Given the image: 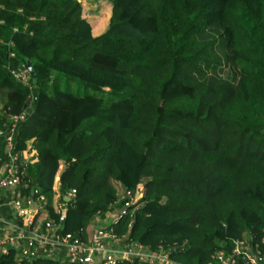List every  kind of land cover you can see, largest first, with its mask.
Listing matches in <instances>:
<instances>
[{"label": "trees", "instance_id": "1", "mask_svg": "<svg viewBox=\"0 0 264 264\" xmlns=\"http://www.w3.org/2000/svg\"><path fill=\"white\" fill-rule=\"evenodd\" d=\"M109 1L108 29L94 35L80 0H0V154L11 132L18 151H36L24 192L36 188L48 204L35 226L53 220L87 238L128 188L137 202L110 227L166 250L172 264L209 263L245 234L259 242L264 0ZM29 60L36 75L24 83L13 70ZM224 63L233 72L223 75ZM61 79L99 94L62 89ZM29 104L12 130L10 116ZM70 189L61 222L54 194ZM18 255L10 246L0 264H67L42 250Z\"/></svg>", "mask_w": 264, "mask_h": 264}, {"label": "built area", "instance_id": "2", "mask_svg": "<svg viewBox=\"0 0 264 264\" xmlns=\"http://www.w3.org/2000/svg\"><path fill=\"white\" fill-rule=\"evenodd\" d=\"M13 73L20 81L29 83L31 72L25 63L14 69ZM30 108L31 104L20 114L10 116L12 130L20 120L24 119ZM11 133L5 134L3 153L0 154V193L12 192L9 204L14 211V219L18 221L11 222V228H4L2 223L5 221L0 216V256L6 254L10 246H14L19 249V260L23 257H34L38 255L39 250H42L50 256L63 259L67 264L75 262L118 264L122 260L134 259L147 264H172L166 250L150 253L142 244L126 242L123 237L118 236L110 227L114 221L103 223L106 214L113 212L116 203L104 216L95 217L87 238H84L83 233H63L62 224H57L53 220H50L44 228L35 226L37 214L44 211L48 204L47 197L39 194L38 189H33L31 194L24 192L31 182L25 171L26 160L33 159L36 151L32 146L23 152L18 151ZM3 134L4 131L0 130V136ZM32 151L34 153L29 155L28 152ZM75 194L76 189L68 190L64 199L60 191L54 194L53 206L60 214L61 222L67 216L69 201ZM120 202L122 207L117 219L136 204V194L131 189L124 188ZM19 221H22V227H18ZM206 264H264V236L258 242L254 241L251 235L245 234L233 241L231 249H227L222 242L213 256V261Z\"/></svg>", "mask_w": 264, "mask_h": 264}, {"label": "rangeland", "instance_id": "3", "mask_svg": "<svg viewBox=\"0 0 264 264\" xmlns=\"http://www.w3.org/2000/svg\"><path fill=\"white\" fill-rule=\"evenodd\" d=\"M83 3L84 11L87 17L91 20L92 24H94L99 32H105L108 29L109 22H110V16H111V10H112V3L109 0H80ZM222 74L227 75L228 73L233 72V66H231L228 63H224L222 66ZM58 86L62 89H68L74 93L79 94H86L88 93H95V90L91 87H88L86 84L77 81V80H66L61 79L58 81ZM54 86L52 85V89ZM106 92H109V89H105ZM103 93V95L109 97L110 95L107 93ZM2 94L0 93V110L2 108L3 102H2ZM32 145L29 146V148ZM34 151L28 152L29 155L33 154ZM32 158H35L33 156ZM119 208V207H117ZM120 210V209H119ZM109 220H104V224H107Z\"/></svg>", "mask_w": 264, "mask_h": 264}, {"label": "crops", "instance_id": "4", "mask_svg": "<svg viewBox=\"0 0 264 264\" xmlns=\"http://www.w3.org/2000/svg\"><path fill=\"white\" fill-rule=\"evenodd\" d=\"M111 14H112V10H111ZM111 17V16H110ZM89 18V17H88ZM91 22V20H90ZM92 28H93V33L94 35H99L103 32H99L98 28L92 24ZM12 197V192H1L0 193V216L3 218V221H5V223H2V227L4 228H11V222H16L18 220L14 219V211L11 207V204H9V201L11 200ZM119 207V208H117ZM120 206H117L113 209V212L106 214L105 220H109L108 223H111L113 221H115L117 219V216L120 212ZM22 221H19L18 223V227H22Z\"/></svg>", "mask_w": 264, "mask_h": 264}, {"label": "water", "instance_id": "5", "mask_svg": "<svg viewBox=\"0 0 264 264\" xmlns=\"http://www.w3.org/2000/svg\"><path fill=\"white\" fill-rule=\"evenodd\" d=\"M25 64H26L27 68L30 70L31 75H32L33 77H35L36 74H35V72H34V70H33L32 61L29 60V61H27Z\"/></svg>", "mask_w": 264, "mask_h": 264}]
</instances>
